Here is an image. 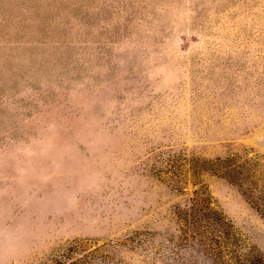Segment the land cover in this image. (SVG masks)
I'll list each match as a JSON object with an SVG mask.
<instances>
[{
    "label": "rangeland",
    "instance_id": "374dc122",
    "mask_svg": "<svg viewBox=\"0 0 264 264\" xmlns=\"http://www.w3.org/2000/svg\"><path fill=\"white\" fill-rule=\"evenodd\" d=\"M73 242L264 264V0H0V264Z\"/></svg>",
    "mask_w": 264,
    "mask_h": 264
},
{
    "label": "trees",
    "instance_id": "16d2710c",
    "mask_svg": "<svg viewBox=\"0 0 264 264\" xmlns=\"http://www.w3.org/2000/svg\"><path fill=\"white\" fill-rule=\"evenodd\" d=\"M78 255L76 258H72L71 255ZM91 251H85L82 248V243L73 242L65 246L56 254H52L50 257V264H91L89 262L93 257ZM66 259L63 263H59L60 260Z\"/></svg>",
    "mask_w": 264,
    "mask_h": 264
}]
</instances>
